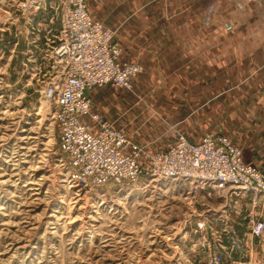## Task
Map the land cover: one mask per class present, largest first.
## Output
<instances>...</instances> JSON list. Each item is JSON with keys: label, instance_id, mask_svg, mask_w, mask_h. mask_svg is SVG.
<instances>
[{"label": "rangeland", "instance_id": "374dc122", "mask_svg": "<svg viewBox=\"0 0 264 264\" xmlns=\"http://www.w3.org/2000/svg\"><path fill=\"white\" fill-rule=\"evenodd\" d=\"M112 1L118 0L91 2V16L109 22L98 5ZM231 1L228 14L212 10L211 54L161 55L164 49L154 45L172 41L161 40L162 27L153 22L144 32L150 56L141 62L130 53L127 60L138 69L131 88L101 87L88 95L95 112L135 146L161 152L180 138L198 143L220 135L264 178L258 109L264 105L255 108V119L249 105L243 118L234 98L241 67H264V13L257 4ZM11 2L0 0V264H264L258 243L264 229L252 231L256 221L264 223L260 193L201 189L147 174L134 183L85 184L61 148L54 103L43 96L62 70L51 54L58 42L44 38L46 28L57 26L42 10L41 20L29 21ZM113 30L128 52L130 40ZM126 36L132 39L130 30ZM236 225L247 227L243 240Z\"/></svg>", "mask_w": 264, "mask_h": 264}, {"label": "built area", "instance_id": "2783aa9c", "mask_svg": "<svg viewBox=\"0 0 264 264\" xmlns=\"http://www.w3.org/2000/svg\"><path fill=\"white\" fill-rule=\"evenodd\" d=\"M90 1L96 0H7L16 3L29 21L41 20L36 15L42 10L58 27L46 28L44 38L53 45L58 42L51 54L62 70L43 96L54 103L61 148L85 184L134 183L147 174L181 178L201 189L223 192L234 187L237 194L264 196L263 176L244 162L240 149L227 138L209 135L198 143L180 138L166 150L149 151L135 146L93 110L90 90L130 89L138 69L122 59L114 31L90 17ZM244 1L264 10V0ZM263 229L262 221L253 224V234L260 235Z\"/></svg>", "mask_w": 264, "mask_h": 264}, {"label": "crops", "instance_id": "0c3cea01", "mask_svg": "<svg viewBox=\"0 0 264 264\" xmlns=\"http://www.w3.org/2000/svg\"><path fill=\"white\" fill-rule=\"evenodd\" d=\"M91 2L88 4L90 15H92L90 12L92 8L95 9L94 4H91ZM103 4L98 5V8L103 7L104 13L108 11L109 22L102 21L101 18H92L112 30L117 29V36L120 34L119 36H122L125 40H130L126 44L128 52L122 51L124 61L133 59L132 57L135 55L130 56V53H136L141 57V62L142 57L150 56L151 51L148 49L153 48L150 38L144 35L147 25L153 22H157L162 27L161 40L164 38L167 43L168 40L172 41L171 45H154L157 48L164 49L161 55L187 56L189 60L190 58L194 60L196 55L211 54L212 34L209 32L208 25L212 24L214 19L212 18V10L214 8L215 16L217 14H228L230 5L228 0H139L138 3H135V0H118L112 1L109 6H103ZM132 7L139 8L138 15H133L135 12L130 10ZM258 8L264 13L262 8ZM118 9L123 11L122 20H119L121 12ZM128 9L130 14L127 16ZM128 30H130L132 39L126 36ZM115 40H117L116 36ZM176 41L178 42L176 43ZM157 54L159 55L158 52ZM193 68L195 67H179L178 70L191 71ZM241 73L243 81L237 83L234 95L237 105L240 106L236 109V114L243 116V118L248 117L250 113L246 110H248L249 105H252L254 109L249 117L255 119L257 114L259 115L255 108L258 105H264V67H241ZM223 96L226 97V95ZM258 109L261 110V113H264L262 108L258 107ZM93 110L96 111L94 106ZM236 228L238 232L236 238L243 240L244 235H246L245 228L247 227L240 228L236 225ZM258 243L264 247V236L258 240Z\"/></svg>", "mask_w": 264, "mask_h": 264}, {"label": "bare ground", "instance_id": "6f19581e", "mask_svg": "<svg viewBox=\"0 0 264 264\" xmlns=\"http://www.w3.org/2000/svg\"><path fill=\"white\" fill-rule=\"evenodd\" d=\"M91 2V1H90ZM88 4H89V2H88ZM88 12H89V10H88ZM89 15H90V13H89ZM90 17L92 18V16L90 15Z\"/></svg>", "mask_w": 264, "mask_h": 264}]
</instances>
